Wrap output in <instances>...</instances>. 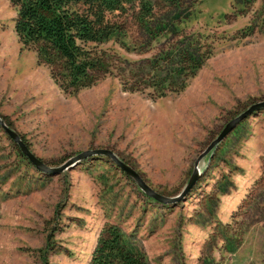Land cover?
Instances as JSON below:
<instances>
[{
	"label": "rangeland",
	"instance_id": "obj_1",
	"mask_svg": "<svg viewBox=\"0 0 264 264\" xmlns=\"http://www.w3.org/2000/svg\"><path fill=\"white\" fill-rule=\"evenodd\" d=\"M171 10L154 9L156 16ZM15 15L0 0V117L49 167L110 149L173 197L224 125L264 100V0H186L177 29L155 39L130 15L129 48L107 45L120 57L111 72L75 94L22 48ZM193 41L206 55L202 65L174 86L155 87L165 71L153 77L151 60L168 53L169 62L171 51ZM211 153L185 199L162 203L104 156L58 174L40 171L0 127V264H88L110 223L129 234L147 264H264V109Z\"/></svg>",
	"mask_w": 264,
	"mask_h": 264
},
{
	"label": "trees",
	"instance_id": "obj_2",
	"mask_svg": "<svg viewBox=\"0 0 264 264\" xmlns=\"http://www.w3.org/2000/svg\"><path fill=\"white\" fill-rule=\"evenodd\" d=\"M185 1L9 0L16 11L13 28L22 48L35 51L37 62L45 64L58 87L70 94L91 86L102 75L111 72L114 60L120 57L107 45L116 43L129 48L126 23L130 15L146 37L155 39L163 31L177 29L176 20L180 19ZM240 1L246 5L253 0ZM159 4L173 10L156 16L154 9ZM170 54L169 62L166 60L168 53L151 60L150 67L158 69L153 77L159 78L162 70L165 71L163 81L158 80L155 87L174 86L178 81L192 76L206 56L200 52L195 41L181 49L176 48ZM162 61L164 64L160 63ZM179 86L173 90L180 91L185 84ZM155 90L158 94H164L165 89ZM12 144L18 155L24 157ZM145 197L155 201L152 197ZM88 264L147 263L134 248L129 234L118 224L110 223L100 230Z\"/></svg>",
	"mask_w": 264,
	"mask_h": 264
},
{
	"label": "water",
	"instance_id": "obj_3",
	"mask_svg": "<svg viewBox=\"0 0 264 264\" xmlns=\"http://www.w3.org/2000/svg\"><path fill=\"white\" fill-rule=\"evenodd\" d=\"M264 109V100L251 104L245 110L240 112L238 115L230 119L222 128V130L218 133V135L209 143V145L198 155L197 159L194 162L193 171L184 186L181 192L173 197L164 196L155 190H153L140 176V174L132 168L130 165L121 160L112 150L110 149H89L70 157L65 162H63L59 166L49 167L45 165L26 145V143L22 140L21 136L9 127L4 120L0 117V127L7 134L10 140L18 147L20 152L24 155V157L38 170L43 172H50L52 174H58L64 170L72 168L75 164L81 162L82 160L89 157H107L113 165L119 168L124 174L129 177L139 188V190L145 195L152 197L154 200L162 202V203H171L178 202L180 200H184L187 194L190 192L191 188L194 186L195 182L200 176V170L198 167L199 161L205 155H212V150H214L217 145L222 142L227 135L236 127V125L241 122L243 119L248 117L253 113L260 112Z\"/></svg>",
	"mask_w": 264,
	"mask_h": 264
}]
</instances>
